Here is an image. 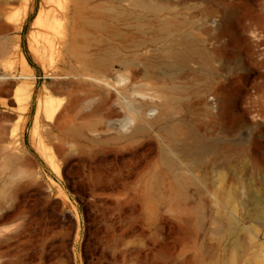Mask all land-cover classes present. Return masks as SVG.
Wrapping results in <instances>:
<instances>
[{"label": "rangeland", "instance_id": "1", "mask_svg": "<svg viewBox=\"0 0 264 264\" xmlns=\"http://www.w3.org/2000/svg\"><path fill=\"white\" fill-rule=\"evenodd\" d=\"M47 6L0 0V264H264V0H75L68 76L31 47ZM62 79L105 102L48 141Z\"/></svg>", "mask_w": 264, "mask_h": 264}, {"label": "bare ground", "instance_id": "2", "mask_svg": "<svg viewBox=\"0 0 264 264\" xmlns=\"http://www.w3.org/2000/svg\"><path fill=\"white\" fill-rule=\"evenodd\" d=\"M74 1L75 0H46V3L48 4L47 8L44 9L43 7L42 11L40 9V13L33 22L36 29H34L35 32L32 30V33L34 32V36L32 35L31 38L33 39L31 47L38 52L40 51L41 53L44 52L49 54L51 58L53 56V69L55 74L58 76L64 74L68 76L67 73L63 72V66H65L72 60V57L77 56L80 52L77 51L76 47H74V33L70 25V13ZM21 21L22 19H20L18 23H21ZM41 58H43V55ZM45 61L47 60L43 59L44 63H46ZM7 74L12 75L11 73H5L3 76H0V86L5 82L10 81L5 80V76ZM60 82L62 85L60 84L59 86L53 87L52 92H50L44 99H40V102L38 103L39 106L37 107V114L34 120V130L36 131V128L42 120V111L46 113V118L49 122L46 125L44 136L47 139H50V137H62L61 133L68 128L72 129L70 131L74 130L77 133L82 134L81 123L79 120L87 119L90 115L99 111L103 106L102 104L105 102V98L101 96H98L97 98H87L80 101V107L89 108V110L85 113V115L78 117V112L75 110L70 99L72 92L70 87L71 81L69 79H62ZM105 82L106 84H110L106 80ZM19 89L23 91L21 95H19V93L17 94V90ZM31 90L32 88L29 85H17L16 102H18L20 108L25 110L28 108L31 100ZM91 100H93V102H91ZM90 103H93V105ZM72 110L74 113H72ZM139 115H141L140 111H137L134 115L126 114L125 118L119 121V125L123 124V126H126L129 124L128 120L139 119ZM110 119L111 118L109 116L108 120ZM18 120L19 119H17L14 122L13 127L9 129L10 137H15L18 134ZM111 123L112 122L108 125H112ZM113 127L116 128L115 125ZM93 132L96 133V136L94 137H99L97 131L93 130Z\"/></svg>", "mask_w": 264, "mask_h": 264}]
</instances>
